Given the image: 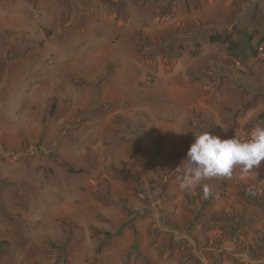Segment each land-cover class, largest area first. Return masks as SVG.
<instances>
[{"label": "rangeland", "instance_id": "374dc122", "mask_svg": "<svg viewBox=\"0 0 264 264\" xmlns=\"http://www.w3.org/2000/svg\"><path fill=\"white\" fill-rule=\"evenodd\" d=\"M261 39L264 0H0V264H264V161L174 172L264 126Z\"/></svg>", "mask_w": 264, "mask_h": 264}, {"label": "clouds", "instance_id": "9594fccd", "mask_svg": "<svg viewBox=\"0 0 264 264\" xmlns=\"http://www.w3.org/2000/svg\"><path fill=\"white\" fill-rule=\"evenodd\" d=\"M186 159L176 168L180 188L194 190L204 180L214 177H231L236 168L240 173L252 174L264 161V126L257 125L245 139L221 138L208 131L196 134ZM207 196L211 189L203 185Z\"/></svg>", "mask_w": 264, "mask_h": 264}, {"label": "trees", "instance_id": "16d2710c", "mask_svg": "<svg viewBox=\"0 0 264 264\" xmlns=\"http://www.w3.org/2000/svg\"><path fill=\"white\" fill-rule=\"evenodd\" d=\"M251 38H248V43L249 45L251 44ZM230 41H231V36L230 35H225V36H221V35H215V36H212L209 38V42L210 43H222V44H228L230 45ZM264 43V39H261L258 43V46L257 47H260V45ZM256 47V49H253L251 47V56L253 58H256L257 57V54H258V48ZM262 118H264V115L262 116Z\"/></svg>", "mask_w": 264, "mask_h": 264}, {"label": "built area", "instance_id": "2783aa9c", "mask_svg": "<svg viewBox=\"0 0 264 264\" xmlns=\"http://www.w3.org/2000/svg\"><path fill=\"white\" fill-rule=\"evenodd\" d=\"M264 53V47L263 46H260L258 48V55H262Z\"/></svg>", "mask_w": 264, "mask_h": 264}]
</instances>
